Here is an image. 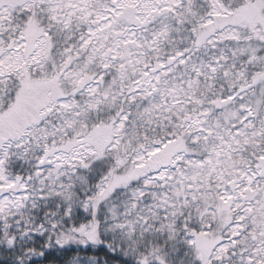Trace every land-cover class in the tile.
Masks as SVG:
<instances>
[{
  "label": "snow or ice",
  "instance_id": "1",
  "mask_svg": "<svg viewBox=\"0 0 264 264\" xmlns=\"http://www.w3.org/2000/svg\"><path fill=\"white\" fill-rule=\"evenodd\" d=\"M0 264H264V0H0Z\"/></svg>",
  "mask_w": 264,
  "mask_h": 264
}]
</instances>
